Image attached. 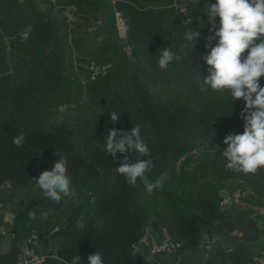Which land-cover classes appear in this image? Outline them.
<instances>
[{
    "label": "trees",
    "instance_id": "obj_1",
    "mask_svg": "<svg viewBox=\"0 0 264 264\" xmlns=\"http://www.w3.org/2000/svg\"><path fill=\"white\" fill-rule=\"evenodd\" d=\"M215 2L64 0L41 8L34 0H0V202L16 232L8 263L21 235L31 231L58 258L44 264H88L96 251L103 264H148L132 247L148 226L178 241V252L206 246L215 252L221 238L235 234L238 245L219 252L231 259L264 235L256 216L264 208V169L237 173L222 157L226 135L244 131L245 102L200 89L208 74L205 45L218 40H207L214 32L205 7ZM68 5L77 7L72 26L61 17ZM114 13L126 23L124 40ZM189 30L200 33L194 47L185 38ZM163 47L180 59L160 70ZM91 63L108 67L89 80ZM137 124L150 157L105 152L110 130L129 132ZM21 133L25 140L17 147L13 138ZM125 156L131 163L151 158L149 180L168 175L162 188L149 193L139 179L129 185L116 172ZM59 158L67 161L73 194L57 203L35 178ZM242 191L237 204L219 207L221 198Z\"/></svg>",
    "mask_w": 264,
    "mask_h": 264
},
{
    "label": "clouds",
    "instance_id": "obj_2",
    "mask_svg": "<svg viewBox=\"0 0 264 264\" xmlns=\"http://www.w3.org/2000/svg\"><path fill=\"white\" fill-rule=\"evenodd\" d=\"M210 32L214 36L207 37L210 42L218 38L216 45H205L209 49L202 59L208 66V74L203 76L200 84L201 91L210 88L214 91L227 92L231 100L243 99L245 106L241 112L244 121L242 134H228L223 143L227 148L222 157L226 159L225 167L237 173L255 174L264 169V87L260 78L264 76V0H216L210 6L206 5ZM216 17H219L220 26H216ZM199 31L185 32L187 41L193 42L199 37ZM247 51V55L242 54ZM171 47H163L159 51L158 67L165 70L169 65L179 60ZM111 121L119 120V114L110 113ZM25 140L21 133L13 138L17 147ZM105 152L113 157L117 153L135 151L138 156L150 157V150L141 136L139 124L131 131L117 129L109 131ZM154 167L151 158H137L131 163L127 156L116 172L125 177L129 185L135 186L138 179L144 184L147 192L161 189L168 179L167 173H162L154 182L150 181L147 173ZM36 186L42 190L44 196L59 203L64 197L72 195L71 180L67 174V161L59 158L51 170L43 171L35 178ZM35 218L34 213H29ZM46 218L47 213L41 214ZM134 254L141 250L132 245ZM148 264H153L154 256L145 255ZM88 264H103L102 252L96 251L88 256Z\"/></svg>",
    "mask_w": 264,
    "mask_h": 264
},
{
    "label": "crops",
    "instance_id": "obj_3",
    "mask_svg": "<svg viewBox=\"0 0 264 264\" xmlns=\"http://www.w3.org/2000/svg\"><path fill=\"white\" fill-rule=\"evenodd\" d=\"M21 1V0H19ZM40 0H34L39 2ZM64 0H49L45 4L56 5L57 2L61 3ZM41 6V5H40ZM41 8H43L41 6ZM260 220V217H259ZM262 220H264V208H262ZM15 222L12 214L2 205L0 208V263L7 264L8 257L14 246L15 236ZM261 232L264 233V222H261ZM29 233H24L23 240L17 243V248L20 249L25 243V239ZM145 235L148 237L150 244L159 243L164 237L165 233L153 229L151 226L146 228ZM258 236V238L249 245L247 249L242 252L243 256H237L235 258H229L222 255L232 251L239 243V236L232 234L225 236L218 241L216 251L211 248H198L194 251H181L178 253H166L154 256L153 264H256L255 259L258 255L264 251V240ZM142 256L147 255V248L139 247ZM35 250L37 253L45 254L48 252L45 245L38 241ZM222 253V254H219ZM219 254V255H218ZM244 255L246 257H244ZM145 257V256H144Z\"/></svg>",
    "mask_w": 264,
    "mask_h": 264
},
{
    "label": "built area",
    "instance_id": "obj_4",
    "mask_svg": "<svg viewBox=\"0 0 264 264\" xmlns=\"http://www.w3.org/2000/svg\"><path fill=\"white\" fill-rule=\"evenodd\" d=\"M76 12L77 7L75 5H68L61 9V17L63 18L64 22L68 26H72L76 22ZM100 24V21L98 20L95 23V26L97 27ZM114 24L117 31L118 38L121 40H124L126 37L127 32V26L124 21V19L121 17L119 13H114ZM95 26L88 29L90 32L95 31ZM28 36V30H23L20 34V39L24 40ZM97 39H100V37H97ZM123 51L129 55L130 51L128 48H124ZM108 66L106 65H98L91 63L88 66V77L89 80H95L99 75H102L105 73ZM191 154H195V152H191ZM187 155H184L180 158L178 161V164L182 162ZM245 196V193L237 192L229 196H224L219 201V207L221 208H229L235 204H237L243 197ZM2 207V203L0 202V208ZM257 218L260 217V222H264L262 220V209H259L256 212ZM262 240H264V235H262ZM38 237L34 232H29L28 236L25 239V243L23 247H21L13 262L7 263V264H44L48 259H58L57 256L54 253L47 252L45 254L37 253L35 250V247L38 243ZM137 247H145L147 248V254H151L153 256H157L160 254H166V253H177L180 249V243L176 240H173L172 238L166 236L164 237L159 243L156 244H150L148 237L146 235L141 236V238L137 241L135 244ZM205 248H210L209 246H206ZM256 264H264V251H262L258 257L255 259ZM1 264V263H0Z\"/></svg>",
    "mask_w": 264,
    "mask_h": 264
},
{
    "label": "rangeland",
    "instance_id": "obj_5",
    "mask_svg": "<svg viewBox=\"0 0 264 264\" xmlns=\"http://www.w3.org/2000/svg\"><path fill=\"white\" fill-rule=\"evenodd\" d=\"M38 1V0H37ZM49 1V0H40L38 3H41L42 7L45 8V3ZM68 3H66L65 5H67Z\"/></svg>",
    "mask_w": 264,
    "mask_h": 264
}]
</instances>
